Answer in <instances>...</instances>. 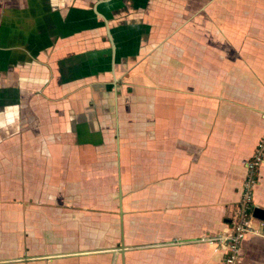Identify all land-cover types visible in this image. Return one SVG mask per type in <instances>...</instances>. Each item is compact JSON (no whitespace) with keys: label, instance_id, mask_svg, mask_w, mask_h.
<instances>
[{"label":"crops","instance_id":"1","mask_svg":"<svg viewBox=\"0 0 264 264\" xmlns=\"http://www.w3.org/2000/svg\"><path fill=\"white\" fill-rule=\"evenodd\" d=\"M263 135L264 0H0V264H222Z\"/></svg>","mask_w":264,"mask_h":264},{"label":"built area","instance_id":"2","mask_svg":"<svg viewBox=\"0 0 264 264\" xmlns=\"http://www.w3.org/2000/svg\"><path fill=\"white\" fill-rule=\"evenodd\" d=\"M264 163V135L257 142L253 154L246 162V175L242 183L240 200L230 229L216 236H204L202 242L208 243L223 252L222 264H237L241 246L247 235L264 237V220H254L252 202L253 190L258 183V172ZM256 221V225L253 222Z\"/></svg>","mask_w":264,"mask_h":264},{"label":"water","instance_id":"3","mask_svg":"<svg viewBox=\"0 0 264 264\" xmlns=\"http://www.w3.org/2000/svg\"><path fill=\"white\" fill-rule=\"evenodd\" d=\"M254 217H256L257 219L262 220L264 218V212L263 211H259V210H254Z\"/></svg>","mask_w":264,"mask_h":264}]
</instances>
